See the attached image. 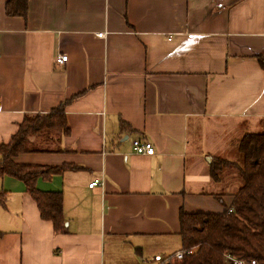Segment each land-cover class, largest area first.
Instances as JSON below:
<instances>
[{
  "label": "crops",
  "instance_id": "obj_1",
  "mask_svg": "<svg viewBox=\"0 0 264 264\" xmlns=\"http://www.w3.org/2000/svg\"><path fill=\"white\" fill-rule=\"evenodd\" d=\"M6 1L0 145L25 116L66 104L60 151L15 160L76 169L37 181L62 192L66 233L23 182L0 179V264H159L179 252L181 210L221 213L233 200L213 196L222 188L201 142L211 159L228 155L214 136L264 118V0H28L26 17L8 16Z\"/></svg>",
  "mask_w": 264,
  "mask_h": 264
},
{
  "label": "trees",
  "instance_id": "obj_2",
  "mask_svg": "<svg viewBox=\"0 0 264 264\" xmlns=\"http://www.w3.org/2000/svg\"><path fill=\"white\" fill-rule=\"evenodd\" d=\"M27 13L28 0L6 1L8 16L26 17ZM259 61L264 69V56ZM65 106L49 114L25 116L11 140L0 145V179L13 177L23 182L37 203L41 218L51 222L56 233L67 232L63 194L42 191L37 181L76 167L24 164L15 159L21 154L60 151L53 143L55 133L68 135L70 132ZM236 149L239 161L213 158L209 167L212 181L222 188L213 196L222 204L225 197L231 196V206L224 204L221 213L181 210L179 252L183 258L177 259L176 252L160 264H233L235 259H257L264 263V118L257 130L246 131L238 138ZM7 196V191L0 190L1 205H6Z\"/></svg>",
  "mask_w": 264,
  "mask_h": 264
},
{
  "label": "rangeland",
  "instance_id": "obj_3",
  "mask_svg": "<svg viewBox=\"0 0 264 264\" xmlns=\"http://www.w3.org/2000/svg\"><path fill=\"white\" fill-rule=\"evenodd\" d=\"M230 125L228 124V127L225 129H221L222 133L221 134H217L214 136V141L215 143L218 145V147H220V149L224 152L225 150L228 151V155H223V154H217V156L215 157V159L217 158H224V157H228L230 160H235V161H239V155L236 152V143L237 140L239 138V135H237L239 132L237 130H233L229 131L231 127H229ZM210 148L207 147L206 145H204L203 141L201 142V147H199V154H200V158H203V163L206 166L211 165L212 159L211 156L213 155V153L210 152Z\"/></svg>",
  "mask_w": 264,
  "mask_h": 264
},
{
  "label": "built area",
  "instance_id": "obj_4",
  "mask_svg": "<svg viewBox=\"0 0 264 264\" xmlns=\"http://www.w3.org/2000/svg\"><path fill=\"white\" fill-rule=\"evenodd\" d=\"M104 34H99L98 37H103ZM68 60L67 56H60L57 58V61L59 63H64ZM133 150L136 154L139 155H147V156H153L155 155V148L152 145V143L145 141L142 142L140 140H134L133 143ZM100 181L96 180L90 184V187H96L100 185ZM176 258L181 260L183 258V253L182 252H177L176 253ZM160 264V263H159ZM233 264H264L259 262L257 259H251V260H244V259H235L233 260Z\"/></svg>",
  "mask_w": 264,
  "mask_h": 264
}]
</instances>
